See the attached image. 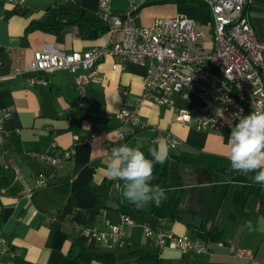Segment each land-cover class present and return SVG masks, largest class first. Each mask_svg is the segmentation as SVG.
I'll return each mask as SVG.
<instances>
[{
	"label": "crops",
	"instance_id": "crops-1",
	"mask_svg": "<svg viewBox=\"0 0 264 264\" xmlns=\"http://www.w3.org/2000/svg\"><path fill=\"white\" fill-rule=\"evenodd\" d=\"M97 8L98 0H25L20 7L0 0V114H8L4 123L7 154L0 153V238L15 250V263L106 264L100 258L113 255V264H264V253H260L264 244V185L254 183L252 173L223 172L230 168L226 153L231 130L198 131L194 118L189 123L176 119L177 109L194 111L202 107L200 101L190 104L175 95L174 107L145 102L140 107L139 123L127 125L118 120L117 113L122 107L133 110L136 98L143 93L142 66L129 64L113 70L115 61L107 57L98 66L101 82L88 87L86 108L75 105L74 110L70 106L79 93L69 72L44 75L48 84L34 86L29 84L28 73L13 76L15 69H27L34 50L47 43L67 53L106 45L108 30L98 20ZM253 9L254 17L250 15ZM113 10L126 19L128 0H113ZM247 12L258 37L256 21L264 13V0H248ZM177 16L194 22L201 33V53H212V14L202 0H158L129 18L137 27H151L156 19ZM57 19L62 24L53 28ZM118 132L123 133V139H118ZM92 133L96 137L91 140ZM170 137L181 144L171 148L167 142ZM161 142L167 143L168 157L174 163L172 188L189 190L186 210L202 219L200 225L207 229L218 228L217 241L198 239L200 226L158 220L150 214L155 201L136 205L132 213L122 210L123 205L133 203L123 195V181L106 174L111 159L106 146L139 145L148 156V149ZM70 149L74 153L59 169L42 159L45 155L62 157ZM7 160L18 166L21 180L4 168ZM40 176L52 177L49 187L27 199L25 190L34 187ZM113 193H118V199ZM123 214L135 225L125 227L128 245L115 250L88 240L73 225L104 230L108 224H118ZM52 217L57 220L50 221ZM248 220L253 231L245 227ZM145 226L201 241L207 252L196 255L169 246L160 249L147 238ZM257 242L260 244L254 251ZM235 250L247 251L251 258H236ZM79 252L93 259L83 262L76 257Z\"/></svg>",
	"mask_w": 264,
	"mask_h": 264
},
{
	"label": "built area",
	"instance_id": "built-area-1",
	"mask_svg": "<svg viewBox=\"0 0 264 264\" xmlns=\"http://www.w3.org/2000/svg\"><path fill=\"white\" fill-rule=\"evenodd\" d=\"M24 1L9 0L15 7L22 6ZM156 1L158 0H128V17L124 19L114 12L113 0H98L96 16L108 30L106 45L83 52L67 53L47 43L42 49L34 50L27 69L17 68L13 76L28 73L31 75V86L47 85L44 75L67 71L73 75L79 93L70 109L74 110L75 105L85 109L88 87L101 82L98 66L107 57H111L115 61L113 70L129 64L145 68L143 93L136 98L133 110L124 107L119 110L117 118L121 123L138 124L140 107L145 102L174 107L173 97L179 95L190 104L197 99L202 107L194 111L177 109L178 121L189 123L194 118L198 131L220 132L231 130L238 122V113L247 115L241 112L240 103H233L232 89L223 86L209 72V65L220 64L241 85L242 98H250L251 104L264 111V42L251 37V23H244V18H241V6L248 4V0H202L210 8L211 14L220 16L221 32L213 31V39L220 40V52L210 54L201 53V33L194 22L184 16L156 19L151 27H137L131 22L130 16ZM7 118L8 114H0V153L3 155L7 154V133L4 128ZM95 137L96 134L92 133L90 139ZM123 137V133L118 132V139ZM167 142L171 148H177L181 144L174 137L168 138ZM52 146H56L54 142ZM118 146L120 145L113 144L106 147L112 151ZM73 153L74 150L70 149L62 157L45 155L42 159L46 165L59 169L64 159ZM4 168L12 171L16 180L22 179L18 166L12 160H7ZM51 179L52 177H38L35 186L26 189L24 196L31 199L37 191L47 189ZM49 220L54 222L57 218ZM73 225L88 240L95 241L108 250H115L128 245L125 227H133L135 222L130 216L123 214L118 224H108L104 230L77 223ZM144 229L147 238L160 249L169 246L185 254L196 255L207 252L205 243L188 236L176 235L165 228L154 230L145 226ZM234 256L251 258V254L243 250H235ZM16 257L10 244L0 238V264H16Z\"/></svg>",
	"mask_w": 264,
	"mask_h": 264
},
{
	"label": "clouds",
	"instance_id": "clouds-1",
	"mask_svg": "<svg viewBox=\"0 0 264 264\" xmlns=\"http://www.w3.org/2000/svg\"><path fill=\"white\" fill-rule=\"evenodd\" d=\"M237 117L238 122L231 127L227 139L226 159L230 171L252 173V181L264 185V111H252L247 115L238 113ZM124 131L130 133L131 129ZM148 153L146 156L139 145L122 144L112 149L106 165L108 178L123 181L124 197L137 206L166 199L165 190L151 182L154 166L162 165L168 159V145L161 142L150 147ZM245 227L254 230L251 220L245 221Z\"/></svg>",
	"mask_w": 264,
	"mask_h": 264
},
{
	"label": "trees",
	"instance_id": "trees-1",
	"mask_svg": "<svg viewBox=\"0 0 264 264\" xmlns=\"http://www.w3.org/2000/svg\"><path fill=\"white\" fill-rule=\"evenodd\" d=\"M57 20L58 21L56 22V25L53 26V28H59L61 21L60 19ZM173 165V161L168 157L164 164H156L154 166V179L151 183L153 185H159L165 190L166 199L160 201L158 204L154 203L151 207L150 214L155 216L160 221H181V213H188V210H186L185 205L189 197V190L182 188L174 189L171 185V172L173 169ZM228 171L233 172L230 171V168L224 169L223 172ZM234 179L244 182L242 181L243 179L237 175H234ZM134 208H136V204L123 205L122 210H127L132 213L135 210ZM196 236L198 237V239L208 243L210 241H217L220 238V231L216 227L207 229L206 226L202 224L197 229ZM76 257L77 259H80L83 262H89L93 259V257L84 252H79ZM100 259L103 260L106 264L114 263L113 255H108Z\"/></svg>",
	"mask_w": 264,
	"mask_h": 264
},
{
	"label": "bare ground",
	"instance_id": "bare-ground-1",
	"mask_svg": "<svg viewBox=\"0 0 264 264\" xmlns=\"http://www.w3.org/2000/svg\"><path fill=\"white\" fill-rule=\"evenodd\" d=\"M241 18H244V23H251L249 13L247 12V4L241 6ZM212 27L214 32H221L220 16L212 14ZM250 35L252 38H258L253 27H250ZM215 49L212 53L220 52V40L214 39ZM209 72L213 73L215 79L219 81L223 86L232 89V101L233 103H240L242 113L249 114L252 111L258 110V106L250 103V98H242L241 85L237 84L236 78L228 74L227 70L224 69L223 65L212 64L209 65Z\"/></svg>",
	"mask_w": 264,
	"mask_h": 264
},
{
	"label": "rangeland",
	"instance_id": "rangeland-1",
	"mask_svg": "<svg viewBox=\"0 0 264 264\" xmlns=\"http://www.w3.org/2000/svg\"><path fill=\"white\" fill-rule=\"evenodd\" d=\"M251 5H253L252 1H251ZM255 9H253L250 12V15L252 17H254L255 13H254ZM257 28H259L260 33L258 32V38L264 42V13H261V15L259 14V16H257ZM260 243H255V246L252 247V249L255 251L258 247ZM262 245V244H261ZM260 253H264V244L260 247Z\"/></svg>",
	"mask_w": 264,
	"mask_h": 264
},
{
	"label": "water",
	"instance_id": "water-1",
	"mask_svg": "<svg viewBox=\"0 0 264 264\" xmlns=\"http://www.w3.org/2000/svg\"><path fill=\"white\" fill-rule=\"evenodd\" d=\"M113 196L118 199V193H113ZM180 218L184 223L193 228H198L202 223V219L190 213H181Z\"/></svg>",
	"mask_w": 264,
	"mask_h": 264
}]
</instances>
